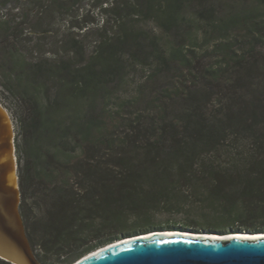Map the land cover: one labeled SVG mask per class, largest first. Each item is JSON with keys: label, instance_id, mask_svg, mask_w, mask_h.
<instances>
[{"label": "trees", "instance_id": "obj_1", "mask_svg": "<svg viewBox=\"0 0 264 264\" xmlns=\"http://www.w3.org/2000/svg\"><path fill=\"white\" fill-rule=\"evenodd\" d=\"M218 1L114 0L90 55L88 29L46 55L0 19L1 84L21 108L19 212L41 263L160 228L158 215L182 217L169 228L264 232V0ZM33 2L70 14L80 0ZM141 19L160 34L136 31ZM132 64L149 71L126 116L110 100Z\"/></svg>", "mask_w": 264, "mask_h": 264}, {"label": "water", "instance_id": "obj_2", "mask_svg": "<svg viewBox=\"0 0 264 264\" xmlns=\"http://www.w3.org/2000/svg\"><path fill=\"white\" fill-rule=\"evenodd\" d=\"M12 161L17 173L13 125ZM4 175V167L0 166V258L11 264H43L36 258L25 234L19 212L18 175L15 189L7 186ZM167 230L171 231L169 235L164 229H155L123 236L71 264H264V235L215 238L206 235L215 234L211 232Z\"/></svg>", "mask_w": 264, "mask_h": 264}, {"label": "rangeland", "instance_id": "obj_3", "mask_svg": "<svg viewBox=\"0 0 264 264\" xmlns=\"http://www.w3.org/2000/svg\"><path fill=\"white\" fill-rule=\"evenodd\" d=\"M99 1L101 0H80L73 8L72 13L66 14L65 12L51 13L46 10L37 12V4L33 2V0H0V19H11L14 23L20 22V28H27L20 37V39H22L20 44L28 48L31 46L33 47V45H39L40 50L42 52L45 51L46 55L50 54V51L56 48L58 42L64 39L68 33L78 35L83 33L85 29H88L89 34L83 36L82 41L84 42L86 53L90 55L99 35L96 29L102 25L103 21L111 17L110 13L104 11L103 8L114 0H103L106 1V3L103 4L102 8L97 6ZM225 3L226 0L218 1V10L223 9L222 7L225 6ZM34 23H40L39 25L46 30L41 32L29 31V27ZM77 25H85V27L81 29L78 28ZM134 25L136 31L140 29L145 33L144 36H149L153 33L160 34V30L152 20L141 19ZM35 42L37 44H35ZM127 51H130L129 47L124 49L123 57L129 61ZM34 55L28 53V57L30 58ZM126 71L127 74L124 83L121 85L119 91L113 94L114 96L110 100V108H112V110L118 109L121 114L128 116L137 109L136 106L130 104V100L136 94V89L144 83L146 74L149 71V66L132 64L128 66ZM1 81L0 78V103L7 110L12 121L15 143L17 138L16 116L20 114L21 108L18 99L6 90L1 84ZM209 107L215 110L220 108L213 104H210ZM155 222L162 224L160 228L157 229H180L177 228L179 226L169 228L166 224H179L182 222V217L178 215L170 217L168 215H158L155 218Z\"/></svg>", "mask_w": 264, "mask_h": 264}, {"label": "bare ground", "instance_id": "obj_4", "mask_svg": "<svg viewBox=\"0 0 264 264\" xmlns=\"http://www.w3.org/2000/svg\"><path fill=\"white\" fill-rule=\"evenodd\" d=\"M0 166L4 167L5 180L8 187L15 189L16 188V172L14 170V164L12 161V124L10 122V116L6 109L0 103ZM167 234L171 231L166 230ZM181 232V231H177ZM169 235V234H168ZM210 237L221 238L226 237V235H231L228 237H262L264 233H230L222 235L219 234H210ZM214 235V236H212ZM234 235V236H233ZM255 235V236H253ZM7 242V241H6ZM9 246L10 243H7Z\"/></svg>", "mask_w": 264, "mask_h": 264}]
</instances>
